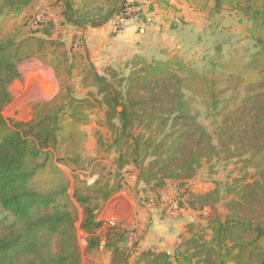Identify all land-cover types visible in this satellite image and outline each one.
<instances>
[{
	"label": "trees",
	"instance_id": "16d2710c",
	"mask_svg": "<svg viewBox=\"0 0 264 264\" xmlns=\"http://www.w3.org/2000/svg\"><path fill=\"white\" fill-rule=\"evenodd\" d=\"M32 1L0 0V19L6 13L21 16ZM63 1L67 23L91 20L99 29L134 0ZM185 1L209 16L228 8L249 20L247 36L257 52L246 63L223 64L213 77L179 56L149 60L136 55L129 62V75L112 81L96 71L88 51L73 54L71 68L90 66L86 73L113 110L110 121L118 119V138L125 141L126 154L146 185L161 189L169 180H191L204 160L217 156L239 159L258 178L239 181L241 189L227 203L224 216L215 205L218 191L195 196L209 209L210 240L203 234L191 238L193 251L174 256L145 250L138 253L136 264H264V0ZM94 12L100 20L91 17ZM48 25L47 33L53 27ZM23 59L15 36L3 34L0 27V264H79L77 206L84 211L79 229L89 235L88 248H98L101 242L94 234L104 224L91 202L99 197L105 202L121 187L104 184L93 196L79 176H73V183L69 178L66 170L74 172L83 164L86 143L77 111L63 115L65 106L29 122H7L3 111L12 102L10 86L21 79L18 63ZM198 104L208 116L219 118L214 137L200 123ZM115 227L107 232L105 248L113 253L114 264H124L112 241Z\"/></svg>",
	"mask_w": 264,
	"mask_h": 264
},
{
	"label": "rangeland",
	"instance_id": "374dc122",
	"mask_svg": "<svg viewBox=\"0 0 264 264\" xmlns=\"http://www.w3.org/2000/svg\"><path fill=\"white\" fill-rule=\"evenodd\" d=\"M151 1H155L157 7L162 6L165 11H176L185 5L189 12L188 5H191L185 0H134L132 4H136L140 11L130 19L138 18L147 9L153 13L155 8ZM79 5L77 2L75 8ZM64 9L63 0H33L21 16L6 13L1 17L2 33L15 36L24 56L18 63L21 79L10 86L12 102L4 109L3 116L13 124L29 122L65 106L63 115L77 111L82 130L86 133V143L82 153L83 164L74 172L66 170L69 178L73 183V176H79L84 188L88 191L90 189L93 196H97L100 188L105 187L104 184L112 189L121 187L105 202H100V197L91 202V206L96 208L97 220L104 224L94 234L101 242L98 248H88L89 235L79 229L84 211L81 206H77L79 220L75 246L79 264H114L113 253L105 248L106 235L112 226H116L112 241L122 252L124 264H136L139 252L159 249L158 246L144 249L142 245L148 233L153 232L157 237L160 234L173 236V245L167 246L171 256L192 252L194 247L188 243L191 238H200L202 234L207 240L212 238V232L207 229L209 209L202 208L195 196L218 191L215 205L224 216L227 213V203L236 198L241 189L239 181L246 177L248 182H255L258 178L239 159L226 160L217 156L212 160H204L191 180H169L161 189L141 182L139 170L126 154L125 141L120 142L118 138V119L110 121L114 112L108 110L104 95L99 93L92 76L86 73L90 66L87 64L83 71L71 68L73 54H85L96 40L95 28L92 27L91 20L81 24L67 23L63 15ZM91 17L100 20L98 12L92 13ZM215 17L216 21L213 20V23L218 24L216 44L219 43L221 48L219 52H214L211 43V52L206 49L201 55L195 54L194 60L173 54L209 77L217 75L223 64L236 61L246 63L257 52L255 43L247 36V30L251 26L249 20L228 8H224ZM204 18L206 17L198 21L202 27L208 24L204 23ZM110 21L113 24L112 31H120L119 28L124 24L114 19ZM48 24L53 26L49 33L45 31ZM113 35L114 32L110 37ZM173 56L169 55L167 59H157L154 56L147 58L168 60ZM94 57L100 60L99 54ZM129 62L101 70L100 64L93 66L101 76L112 81L129 75ZM197 107L201 114L200 123L214 137L219 118L208 116L201 104ZM116 110L120 113L122 108L116 107ZM121 156L124 159L120 162ZM70 193L73 194V189ZM139 210H145V219L140 217ZM119 235L122 236L121 239ZM54 249L58 251L57 240Z\"/></svg>",
	"mask_w": 264,
	"mask_h": 264
},
{
	"label": "crops",
	"instance_id": "0c3cea01",
	"mask_svg": "<svg viewBox=\"0 0 264 264\" xmlns=\"http://www.w3.org/2000/svg\"><path fill=\"white\" fill-rule=\"evenodd\" d=\"M151 3L155 8L153 13L148 9L144 10L138 18L124 22L120 31H112V21L99 29H94L96 40L89 46L88 55L95 67L97 64H100V70L114 67L130 61L136 55L167 59L169 55L177 54L185 59L194 60L195 54L201 55L206 49L211 52L209 46L211 43L215 53L221 50L219 43L216 44L218 24L213 23L217 14L212 15L213 18L199 12L192 5H188L189 12L185 5L176 11H165L162 6L157 7L155 1ZM203 17H206L203 19L204 23H208L204 27L198 22ZM113 32V37H110ZM98 54L100 60L94 57ZM139 214L142 219L147 216L145 210H139ZM173 242V236L160 234L157 237L153 232L148 233L142 245L144 249L148 246H158L157 251L168 253L167 246H172Z\"/></svg>",
	"mask_w": 264,
	"mask_h": 264
},
{
	"label": "built area",
	"instance_id": "2783aa9c",
	"mask_svg": "<svg viewBox=\"0 0 264 264\" xmlns=\"http://www.w3.org/2000/svg\"><path fill=\"white\" fill-rule=\"evenodd\" d=\"M139 11L140 10L139 8H137L136 5H133L132 3H128L124 11L120 15L114 18V21H117L119 23H124L133 16H135Z\"/></svg>",
	"mask_w": 264,
	"mask_h": 264
}]
</instances>
